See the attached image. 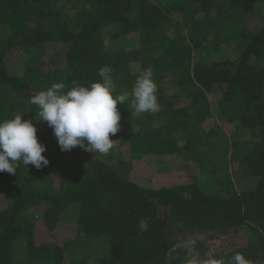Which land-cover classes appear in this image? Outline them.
Masks as SVG:
<instances>
[{
    "label": "trees",
    "instance_id": "16d2710c",
    "mask_svg": "<svg viewBox=\"0 0 264 264\" xmlns=\"http://www.w3.org/2000/svg\"><path fill=\"white\" fill-rule=\"evenodd\" d=\"M105 65L114 95L151 69L159 109L118 103L107 156L61 151L30 98ZM16 115L49 163L0 172V264H204L242 231L213 263L264 264V0H0V121Z\"/></svg>",
    "mask_w": 264,
    "mask_h": 264
},
{
    "label": "clouds",
    "instance_id": "9594fccd",
    "mask_svg": "<svg viewBox=\"0 0 264 264\" xmlns=\"http://www.w3.org/2000/svg\"><path fill=\"white\" fill-rule=\"evenodd\" d=\"M113 69L105 65L99 70L101 80L87 85H75L64 91L63 82L54 83L46 90L33 95L29 103L38 109L37 121H44L53 130L61 151L79 146L87 152L107 155L114 146V136L120 129L121 119L117 105L130 104L136 114L155 113L160 105L156 96L157 85L151 69L137 77L131 92L116 93ZM132 115V113H131ZM46 146L38 141L37 129L32 120L22 115L0 121V172L16 175L18 162L36 169L47 166L42 155ZM139 228L147 231L144 220ZM222 264V262H221ZM231 264H248L242 254L231 257Z\"/></svg>",
    "mask_w": 264,
    "mask_h": 264
},
{
    "label": "rangeland",
    "instance_id": "374dc122",
    "mask_svg": "<svg viewBox=\"0 0 264 264\" xmlns=\"http://www.w3.org/2000/svg\"><path fill=\"white\" fill-rule=\"evenodd\" d=\"M62 46L59 47L58 43H55L53 45V52L56 54V56L58 57L59 55V49ZM107 156V155H105ZM245 235H246V231H242L239 234L233 235V236H229V237H225L222 240L219 241H215L213 243L210 244V257H209V261H205L204 264H214L212 259H214L216 257V254L222 250H224L225 248H231V247H235L237 245H241L244 244L245 242Z\"/></svg>",
    "mask_w": 264,
    "mask_h": 264
}]
</instances>
